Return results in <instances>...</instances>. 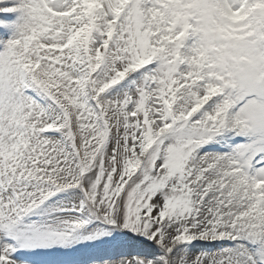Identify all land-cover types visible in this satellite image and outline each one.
<instances>
[{"label": "snow or ice", "instance_id": "snow-or-ice-1", "mask_svg": "<svg viewBox=\"0 0 264 264\" xmlns=\"http://www.w3.org/2000/svg\"><path fill=\"white\" fill-rule=\"evenodd\" d=\"M0 264H264V0H0Z\"/></svg>", "mask_w": 264, "mask_h": 264}]
</instances>
